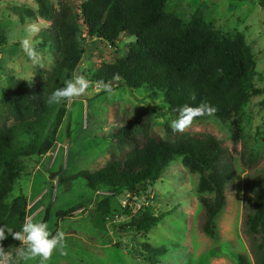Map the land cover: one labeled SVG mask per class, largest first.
Returning a JSON list of instances; mask_svg holds the SVG:
<instances>
[{
  "label": "rangeland",
  "instance_id": "374dc122",
  "mask_svg": "<svg viewBox=\"0 0 264 264\" xmlns=\"http://www.w3.org/2000/svg\"><path fill=\"white\" fill-rule=\"evenodd\" d=\"M82 2L51 0L56 10L66 5L78 16L85 54L78 75L67 76V112L54 147L46 156L23 159L26 170L11 194V199L20 194L27 199L23 248L14 256L2 255L0 264H256V254L264 249V234L251 235L247 229L245 194L246 185L264 174V94L251 96L239 111L221 121L211 116L174 117L163 96L146 87L129 90L114 82L107 91V86L90 81L91 74L123 60L134 38L121 36L115 46L87 38L79 19ZM17 9L32 10L34 18L20 20ZM167 10L185 21L198 15L227 38L242 36L253 54L250 84L254 89L264 87V8L256 1L169 0ZM36 11L34 0H0V32L5 37L0 44V98L9 75L44 84L55 66L58 52L43 37L51 23ZM139 119L144 120L137 125L140 129L148 124L166 141L184 135L212 137L227 151L235 176L226 187V205L216 219L214 238L202 232V200L212 195L198 192V174L180 158L139 198L123 191L112 195L104 189L92 191L82 180L60 182L117 159L121 152L113 128L133 126ZM60 168L58 177L49 180ZM107 197L116 210L128 205L135 216L147 211L160 217V222L147 233L125 232L130 218L105 221L96 212L97 203ZM77 206L71 217H58ZM144 244L165 248L166 254L149 262L137 251Z\"/></svg>",
  "mask_w": 264,
  "mask_h": 264
},
{
  "label": "trees",
  "instance_id": "16d2710c",
  "mask_svg": "<svg viewBox=\"0 0 264 264\" xmlns=\"http://www.w3.org/2000/svg\"><path fill=\"white\" fill-rule=\"evenodd\" d=\"M34 1L36 14L51 23L43 37L56 48L58 56L46 83L9 75L1 91L0 257L14 256L23 248L27 199L24 194L11 199V194L26 170L23 159L46 156L54 147L67 112V76L76 72L85 54L78 16L66 5L56 10L51 0ZM168 1L83 0L79 19L87 38L100 39L111 46L121 36L134 38L126 57L94 71L92 83L108 86L115 82L129 90L146 87L153 95L163 96L169 114L182 120L211 116L224 121L251 96L264 94V87L254 89L250 84L254 76L253 54L242 36L227 38L198 15L185 21L167 10ZM226 1H256L264 8V0ZM15 15L22 21L34 18L30 9H17ZM4 41L0 32V44ZM143 121L113 128L121 152L117 159L94 172L82 170L60 182L82 180L92 191L104 189L110 195L123 191L139 198L180 158L185 167L198 174V192L212 195L202 200V232L214 238L216 219L226 205V187L235 176L227 151L212 137L184 135L166 141L148 124L140 129L137 125ZM78 207L60 212L58 217H71ZM96 212L105 221L117 216L130 218L125 232L147 233L160 222V217L147 211L135 216L128 205L116 210L108 197L97 203ZM245 216L251 235L264 234V174L254 184L246 185ZM46 222L47 215L40 233ZM137 251L145 254L149 262L155 255L166 254L165 248L155 249L148 244ZM255 258L256 264H264V249H259Z\"/></svg>",
  "mask_w": 264,
  "mask_h": 264
},
{
  "label": "water",
  "instance_id": "95a60500",
  "mask_svg": "<svg viewBox=\"0 0 264 264\" xmlns=\"http://www.w3.org/2000/svg\"><path fill=\"white\" fill-rule=\"evenodd\" d=\"M78 72H79V70H78V68L76 69V73H77V75H78ZM114 85V82L113 83H111L110 85H108L107 86V91H109L111 88H112V86ZM61 172V168L57 171V172H53V173H51L50 174V176H49V180H55V178H57L58 177V175H59V173Z\"/></svg>",
  "mask_w": 264,
  "mask_h": 264
}]
</instances>
